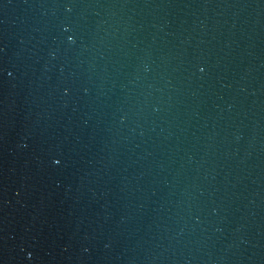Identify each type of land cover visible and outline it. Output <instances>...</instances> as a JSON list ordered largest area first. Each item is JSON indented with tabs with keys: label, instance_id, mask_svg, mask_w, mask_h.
Masks as SVG:
<instances>
[{
	"label": "water",
	"instance_id": "obj_1",
	"mask_svg": "<svg viewBox=\"0 0 264 264\" xmlns=\"http://www.w3.org/2000/svg\"><path fill=\"white\" fill-rule=\"evenodd\" d=\"M0 37L122 264H264V0H0Z\"/></svg>",
	"mask_w": 264,
	"mask_h": 264
}]
</instances>
